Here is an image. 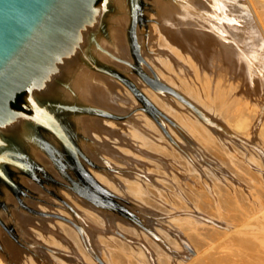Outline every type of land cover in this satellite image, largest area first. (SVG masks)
Segmentation results:
<instances>
[{
    "label": "bare ground",
    "instance_id": "obj_1",
    "mask_svg": "<svg viewBox=\"0 0 264 264\" xmlns=\"http://www.w3.org/2000/svg\"><path fill=\"white\" fill-rule=\"evenodd\" d=\"M107 7L110 12L98 10L95 21L82 30L75 50L32 90L33 104L48 111L60 126L64 141L75 146L76 151L48 132V125L24 116L0 128V139L7 141L0 145V155L22 164L0 166L4 173H0V217L12 220L19 232L35 244L42 242L58 249L61 241L68 239L70 244L80 246L81 236V242L103 257V251L110 252H106L101 234H115L130 244L134 254L145 255L149 263L156 264L159 256L154 249L159 247L153 245V240L169 250L190 251L182 241L177 245L181 226L176 225L182 223L178 220L192 213L200 215L202 221L208 214L201 205L210 204L206 195L212 193H203L214 190V183L208 180L212 185H206L205 177L204 184L214 189L202 191L205 199L201 202H208L201 207L192 206L189 192L179 186L188 183L190 170L196 166L200 178L206 174L209 177L205 173L206 168L211 170L205 165L210 155L205 149L208 145L217 147L224 160L230 159L242 170L240 174L235 169L244 176L238 182L240 175L238 179L236 172L225 169L222 159L219 162L220 158L211 156L217 175L227 177L225 180L235 189V184L242 185V200L252 204L247 207L242 200H235L232 205L236 207L230 211L234 213L235 208L238 214L230 213L231 223L224 213L220 220L215 217L220 229L213 237L221 238L225 232L229 241L234 231L236 237L244 235L248 242L240 235L237 241L240 245L242 241L247 245L251 242L256 249L250 246V252L255 249L263 254L260 262L258 252H252L254 256L250 257L255 259V253L259 257V263L253 264H264V0H108ZM134 7L139 9L135 18ZM95 180L127 201L138 217L132 222L112 210L102 200L106 191ZM230 189L224 197H230L232 202ZM214 194L218 200V193ZM219 198L223 200L221 195ZM228 200L220 205L223 209ZM65 208L72 226L60 220L67 216ZM214 211L217 214V208ZM190 219L184 220L187 223ZM196 226L194 231L202 233ZM175 237L177 242L172 240ZM0 238V263L22 264L23 250L1 227ZM211 244L195 251L207 250L209 256V246L213 245L212 253H218L216 245ZM237 246L240 254L244 253V245ZM216 257L212 264H217ZM76 258L75 253L71 259ZM109 258L108 264H115V260L118 263V259ZM206 258L210 264L211 258ZM233 259V264L240 260L235 256ZM249 260L252 261L248 258L243 264H252Z\"/></svg>",
    "mask_w": 264,
    "mask_h": 264
},
{
    "label": "water",
    "instance_id": "obj_2",
    "mask_svg": "<svg viewBox=\"0 0 264 264\" xmlns=\"http://www.w3.org/2000/svg\"><path fill=\"white\" fill-rule=\"evenodd\" d=\"M106 1L0 0V128L24 116L48 125V132L76 151L48 111L33 104L32 90L75 50L82 30L95 21L98 10L105 11ZM5 143L0 139V145ZM8 159L0 157V163Z\"/></svg>",
    "mask_w": 264,
    "mask_h": 264
},
{
    "label": "rangeland",
    "instance_id": "obj_3",
    "mask_svg": "<svg viewBox=\"0 0 264 264\" xmlns=\"http://www.w3.org/2000/svg\"><path fill=\"white\" fill-rule=\"evenodd\" d=\"M107 3H108V0L106 1V6H105V11H102L104 14H106V13H108V12H110V8H108L107 7ZM134 8H137L136 10H134L133 11V14H132V17L133 18H135L136 16H138V14H139V9H138V7H134ZM135 23L136 22H134L133 23V26H135ZM113 73V72H112ZM114 75H116V74H114ZM61 106V105H60ZM197 135V134H196ZM196 135H194V137L196 138V140H199V137H196ZM198 138V139H197ZM198 142H200L201 144H202V142H201V140L200 141H198ZM2 145V144H1ZM204 145H206V142L204 143ZM216 145H218V144H216ZM209 147V148H208ZM211 146H208L207 145V147L205 146V149H206V151H208L207 152V154L208 153H210V155L208 156L209 158L207 159V162H206V166L208 167V169L211 171H208V170H206L207 168H206V166H205V173H208L209 174V177L207 176V174H206V176H204V178H200L197 174H198V170L196 169L197 168V166L193 169L192 168V171L190 170V174H192L191 176L189 175V178H188V183L190 184V182H191V186H193V185H195V183H196V185L195 186H193V187H191L192 188V190H193V192H192V190H191V188L189 187V184L187 183V184H181V185H179L180 187H181V189L184 191V190H186V191H188L189 192V194L187 193V192H185V193H187V195H189L188 197L191 199L190 201L192 202H190L191 204H192V206L194 205V206H196L197 204V206L198 207H201L202 206V210L205 212V213H208V214H210L211 212H213L214 210H216V208H217V211L218 210H220V209H222V210H220V211H218L217 212V214H216V211H214V213H213V216L210 214V216L208 215V214H205L206 216H204L203 217V220L201 221V219L202 218H200L201 216L200 215H197V214H194V216L195 217H197L196 219L197 220H199V221H197L195 218H194V216H193V214H192V216H191V214H190V217H188V216H186V217H184V216H180V219L178 220V222L179 221H182V225L180 224V223H178V225H176L177 227L178 226H181V227H179V230H180V232H184L185 231V229H186V226L185 225H187V227H189L188 226V224H194V223H201L202 225H206V223H208L206 226H202V225H199L198 223V226H196V225H191L190 227H189V229H192V230H190L189 231V229H188V231H185L183 234L182 233H180L179 232V234H177L178 236V238L177 239H179V241L177 242V240H176V237H175V239L174 238H172V240H174V242H177V245H180V242L182 241V242H184V243H186L187 244V246H188V248L190 249V251L188 250V249H186V251L187 252H185L184 250L182 251V253H180V252H176V250H173V249H167V247H165V246H163L162 244H160V243H158V242H155V240H153V245H156V247H159V250L158 251H160L161 253H159V252H157V250H156V248L154 249V252H156V253H158L157 255L159 256V258L157 257V262H156V264H200L199 262H202L201 264H203L204 263V261H206V263L205 264H209V262L207 263V258L206 257H209L208 259H210L211 261H210V264H212V262H213V257H216V258H218V257H220V255H221V257H220V260L221 259H223V261L221 260V262L219 261V258L218 259H216V258H214L215 259V261L217 262V264L219 263H226L227 262V264L229 263L228 261H231L230 263L231 264H233V263H235L233 260V257L235 256V259L237 260H239L240 261V264H243V262L247 259L248 260V258H251V262H250V260L248 261V263L250 262V263H254V262H256V263H259L258 261L260 260V262H262V257H260V255L261 256H263V254L262 253H260L259 251H256L255 249V247H254V245L251 243V242H249L248 243V245H247V243H245V241H242L241 243V245H240V242H238L237 241V239L239 238L238 236L240 235V238H242V240L244 239V235L241 237V234H238V233H236V234H238L237 235V237L235 236V231L234 232H232V233H230L231 235V239H233V238H235V239H233V244H234V242H235V240H236V242H235V244L234 245H231L232 244V242H231V239H229V241H228V236H226V233L225 232H223L222 233V235L223 236H221V238L218 236V238H215V237H213V235L215 236V232H217L218 233V230L220 229V227L218 226L219 224H218V222H216V221H218L217 219H219L220 220V218H219V216L221 215H223V213H224V218L225 219H227V221L228 222H233L232 221V218L231 217H233V215H237L238 213V210H235V208H234V213H231L232 211H230V209L231 210H233V207L235 206V205H232V204H234L233 202H235V200H238V201H241L242 200V196H244L243 195V191H244V187H242V185H240V184H235V186L236 185H238V186H236V188L237 189H235V187H234V191H232V189H233V187H231V183H229V182H227L228 180H227V177L225 178V179H222V178H220L218 175H217V173L213 170V167H212V164L210 163L211 161V159L212 158H214V156H215V158L214 159H217L218 160V158H220L218 161L219 162H221L222 161V163L223 164H225V169L227 170V171H229V170H231V171H229V172H232V170H233V172H236V170H238V171H241V173L240 172H236V176L238 177V179H239V175L240 174H243L242 173V170H239V168H236V166L234 165V164H232L231 163V161H229L230 159H225L224 160V158L221 156V154L220 153H218V149H217V147H211ZM8 148H10V147H8ZM216 148V150H214ZM213 149V150H212ZM211 151V152H210ZM212 151H213V155H211L212 154ZM9 153H11V151H8ZM8 152H6V153H8ZM219 154V156H221V157H219L218 156V154ZM216 155H217V157H216ZM211 156H212V158H211ZM0 157H8V156H2V155H0ZM9 158V157H8ZM213 159V160H214ZM222 159V160H221ZM209 160V161H208ZM221 160V161H220ZM227 160V162L226 163H224L225 161ZM14 161V160H13ZM13 161L11 160V159H8V160H5V161H2L1 163H0V166L2 165V164H6V163H13ZM15 162V161H14ZM230 163H231V165H230ZM195 164V163H194ZM208 164V165H207ZM222 164V165H223ZM227 164H229L230 166L228 167V165ZM196 165V164H195ZM232 166H234V167H232ZM226 167H228V168H226ZM230 167H232V168H230ZM1 168V167H0ZM234 168V169H233ZM236 169V170H235ZM1 170V169H0ZM193 170H196L197 172H194ZM193 172H194V174H193ZM232 172V173H233ZM89 173V172H88ZM211 173V174H210ZM215 175H217V176H215ZM238 173H240V174H238ZM89 176H91L92 177V175L89 173ZM210 176H213V177H210ZM242 176V177H241ZM198 177V178H197ZM205 177H206V179H205ZM216 177V178H215ZM244 176L243 175H240V179L238 180V182L240 181V180H242L241 178H243ZM209 178V179H208ZM218 178V179H217ZM221 179V182H220V179ZM204 179L206 180L205 181V184L207 185L209 182H208V180L209 181H211V183L213 184L214 183V185H212L211 183H209L210 185H212L213 187H215V189L214 188H211V187H208V186H206L205 184H204ZM211 179V180H210ZM202 182H201V181ZM219 180V181H218ZM192 181H194V183H193V185H192ZM197 181H198V183H200V185H202V186H198L199 184L197 183ZM217 181V182H216ZM95 183H96V185H98L99 187H101V189L102 190H105L106 191V193H107V196H105V197H103L102 198V200H103V202L104 203H106V204H108L109 206H111V209L112 210H114L116 213H118L120 216H122V217H124V218H126V219H128V220H130V221H134L135 220V218L136 217H138V215H137V212L136 211H133L132 210V207H131V205L127 202V201H125V200H123L117 193H115V192H113V191H111V190H109V189H107V188H105V187H102L101 185H100V183H98L96 180L94 181ZM218 182H220V183H218ZM225 182H227V183H224ZM229 183V184H228ZM208 184V185H209ZM218 184V186H216ZM219 184H221L222 185V187H221V185L219 186ZM232 184H234V183H232ZM184 185H188L187 187L186 186H184ZM206 186V187H208V188H204V186ZM209 185V186H210ZM226 185V186H225ZM182 186H183V188H185V189H183L182 188ZM225 186V187H224ZM219 187H221V190H220V188ZM228 189H230L229 191H231L232 192V194H233V197L230 199V200H232V202L231 201H229L228 200V198H230V197H224V194L226 195V191L228 190ZM242 187V188H241ZM249 187H251V186H249ZM194 188H196V189H194ZM198 188L200 189V191L201 192H199V190H198ZM203 188V189H202ZM214 189V190H212L211 191V189ZM218 188V189H217ZM244 188V189H243ZM188 189V190H187ZM206 189H208V190H206V191H211V192H205V190ZM216 189H217V192H216ZM194 190H195V193H198V194H196L195 195V193H194ZM241 190H243V191H241ZM197 191V192H196ZM205 192V193H203V192ZM214 191V192H213ZM224 192V193H219V192ZM237 192V194H235L236 192ZM230 192V193H231ZM242 193V194H239V193ZM202 193L204 194V195H206V194H211L212 193V195L211 196H214V199H215V194L213 195V193H218V195L216 196V198L218 197V200L217 199H215V201H214V199L210 196V195H206V198H207V200L209 201V205H207V206H203V205H201V206H199L200 204H205V203H202L201 201L202 200H204L205 199V197H204V195H202ZM245 193V192H244ZM190 194L192 195V196H190ZM221 195V198L223 199V200H221L219 197H220V195ZM232 194H231V196H232ZM195 195V196H194ZM198 195V196H197ZM200 195V196H199ZM236 195V196H235ZM238 195V196H237ZM241 195V196H240ZM201 196H203V198L201 197ZM208 196H210V197H208ZM227 196V195H226ZM229 196V195H228ZM195 198L194 199V201L196 202V204H195V202L193 203V198ZM234 197H236V198H234ZM237 197H241V198H238L237 199ZM201 198V199H200ZM208 198H210V199H208ZM234 198V199H233ZM245 198V197H244ZM196 199H198V201L200 202H198ZM219 199H220V201H221V203H219L218 205L220 206V205H222V204H224L223 202L224 201H226V200H228L227 201V203H226V205L227 206H225V209H226V211H228L229 213H227L226 211H225V209H223L224 207H222V206H217V203L218 202H220L219 201ZM240 199V200H239ZM211 200H213V202L211 201ZM206 201V200H205ZM205 201H203V202H205ZM208 201H206V204H207V202ZM216 201H218V202H216ZM97 202V201H96ZM198 202V203H197ZM229 202H231V203H229ZM247 203H245V200L243 201H241V203H245L246 204V206L247 207H249V203L251 204V202H249V201H246ZM98 203H102L101 201H98ZM213 203H216V204H213ZM205 204V205H206ZM211 204H213V205H211ZM230 204V205H229ZM236 204V203H235ZM254 204V203H253ZM98 205V204H97ZM215 205V206H214ZM64 206L65 207H67L68 206V204H64ZM210 206H212V208L210 207ZM215 208H214V207ZM233 206V207H232ZM252 206V204L250 205V207ZM206 207H209L210 208V210L211 209H214V210H211V212H210V210H209V208H207V212H206ZM228 207H230V208H228ZM236 207V206H235ZM220 208V209H219ZM225 212H224V211ZM235 211H237V212H235ZM192 212V211H191ZM218 213H222V214H218ZM227 213V215H225ZM233 214V215H231V214ZM236 213V214H235ZM69 211L65 208V215H67V216H65V217H62V218H60V220H62L66 225H69V226H72L71 225V223H70V219L68 220L66 217H70L69 216ZM230 214V215H229ZM208 215V216H207ZM229 215V216H228ZM200 216V217H199ZM222 216V217H223ZM226 216H228L227 218H226ZM215 217H217V219L215 218ZM55 219H59V218H57V217H54ZM183 218V219H182ZM192 220H191V219ZM208 218H210V219H208ZM212 218V219H211ZM214 218V219H213ZM229 218V219H228ZM184 219H190V221L188 220L187 221V223H186V221L184 220ZM194 219V220H193ZM224 219V220H225ZM231 219V220H230ZM205 220V222H203ZM216 220V221H215ZM196 221V222H195ZM209 221H210V223H211V225H210V223H209ZM213 221V222H212ZM214 221H215V225H213L214 224ZM222 221V220H221ZM177 222V221H176ZM185 224H184V223ZM188 222H190V223H188ZM203 223H205V224H203ZM184 225V226H183ZM210 225V226H209ZM215 227V228H213V226ZM197 227V229H200L201 228V230H203V231H201V230H199L200 232H202V233H196V231H194V230H196V228H194V227ZM207 226H208V228H207ZM212 226V227H211ZM0 227L3 229V231L8 235V236H10L13 240H14V242L17 244V245H19V247H21V249L23 250V257L25 258V259H23V261H22V264H63V263H65V261H71V262H73L74 264H108V263H110L109 261H107L106 259H110L109 257H112V258H114V260H115V258L116 259H118V263H117V260H115L116 262H115V264H152L151 262L149 263V261H148V259H147V256L145 257V255H141V256H139V255H136V254H134V251L132 250V248H131V246H130V244L129 243H127L126 241H122V240H120L119 239V237L117 236V235H115V234H111V235H104V234H101V238L103 239V243H105L107 246V251L106 252H110V253H105L104 251H103V254H104V257L98 252V254H100V255H96V253H94L91 249H89L85 244H84V242L82 241L81 242V236H80V246H75L74 244L72 245V244H70V240H65V241H61L62 243H61V245H60V248H58L57 249V247L56 246H51V248L47 245V244H45V243H42V242H39L38 244H35L34 243V241H32V240H30L29 239V237H26V236H24V235H22L20 232H19V229H18V227L16 226V225H14V222L12 221V220H9V219H3V218H1L0 217ZM183 227V228H182ZM200 227V228H199ZM219 227V229H217ZM94 228V227H93ZM202 228H204V229H207V230H209V231H207V230H204V229H202ZM217 230V231H215V230ZM187 230V229H186ZM213 230V231H212ZM40 231V230H39ZM194 231V232H193ZM198 230H197V232H199ZM205 231V232H204ZM189 232H190V234H189ZM207 232V233H206ZM213 232H214V234H213ZM198 235L197 237L196 236H193V235H196V234ZM204 233H206L208 236H209V238H208V236L206 235V234H204ZM216 233V234H217ZM185 234V235H184ZM180 235H183V237L181 236L180 237ZM226 237H225V236ZM234 235V236H233ZM139 236V238H142V235H138ZM170 236H172V235H170ZM185 236V237H184ZM193 236V237H192ZM200 236H202V237H200ZM206 236V237H205ZM211 236H212V240H210V238H211ZM189 238V239H187V238ZM197 239H196V238ZM198 237H199V239H198ZM171 238V237H170ZM184 238H186L187 239V242H185V240L186 239H184ZM192 238H193V240H192ZM200 238H203L204 239V241H205V243H204V241H203V239H202V241H203V243H202V241L200 240ZM215 238V239H214ZM226 238V240H223V239H225ZM240 238L238 239L239 241H240ZM246 238V237H245ZM38 239H40V238H38ZM195 239V240H194ZM207 239V240H206ZM216 239H220V240H218V241H220L221 243L222 242H224V241H226V244H227V247L225 246V242L224 243H220L219 244V242L216 240ZM190 240V241H189ZM199 240V241H198ZM208 240H209V242H208ZM216 240V241H215ZM195 241H197V242H195ZM213 241H214V243H213ZM246 241L248 242V240H247V238H246ZM125 242L127 243V244H125ZM182 242H181V245H182ZM201 242V243H200ZM206 242H207V244L209 243V245L212 243V244H214V246H215V248L217 247V249H216V251H218V253L217 252H214V253H212L213 251H215V250H213V251H211V249H212V246L210 247L209 246V254L210 255H212V257L209 255L208 256V251H207V253H206V251L205 250H203L202 251V253H204V254H202L201 252H198L197 250H199V251H201L202 249H207L206 248V246H207V244H206ZM230 244V245H228V243ZM244 242V243H243ZM197 243H199V244H197ZM219 244V246L221 247V248H218V244ZM238 243H239V247L241 246V248L243 247L242 245H244V248H246V247H248V249H249V251L247 250V248H246V250L243 248V251L242 252H244L245 254L246 253H248L247 254V256H248V258H246V255L244 254V253H241L240 254V251H238L237 250V248H238ZM185 244V245H186ZM191 246H190V245ZM202 245L201 246V248H200V246L199 245ZM204 244V245H203ZM206 244V245H205ZM237 244V245H236ZM160 246H162V247H160ZM222 246H224V249H225V247L228 249L229 247L228 246H230V248H229V250H227V249H223V247ZM234 246V247H233ZM236 246V247H235ZM250 246H252V247H254L255 249H253L254 251H252V252H258V255H259V257H260V259H259V257L257 256V254L255 253V257L257 258H255L254 259V253H252V252H250L251 251V248L252 247H250ZM0 247H2V243H1V238H0ZM191 247V248H190ZM231 247H232V249H231ZM165 248V250H163ZM195 248H197V252L195 251ZM233 248L234 249H236V250H234V251H236V252H238L240 255L238 256V255H236V254H238V253H236L235 254V252L234 251H231V250H233ZM240 248V250H242ZM222 249L223 251H225L224 252V254H223V251L222 252H220V250ZM231 249V250H230ZM156 250V251H155ZM167 250V251H166ZM226 250L227 251H230V253H232V252H234V253H232V254H234V256H232L230 253L229 254H227L228 252H226ZM169 251V252H168ZM246 251V252H245ZM60 252H62L63 254H59ZM136 252V251H135ZM166 252V253H165ZM219 252H220V254H219ZM250 252V253H249ZM75 253L77 254V258L75 259V260H72L71 259V257L73 256V255H75ZM169 254L168 256H165V255H162V254ZM187 253V254H186ZM200 255H199V254ZM212 253V254H211ZM217 253V254H216ZM223 255H225V254H227V255H229V256H222V254ZM1 254V253H0ZM159 254H161V255H159ZM207 254V255H206ZM213 254H215V256H213ZM244 254V255H243ZM69 255H72V256H69ZM156 255V256H157ZM204 255H206V257L204 256ZM251 255H253L252 257H250ZM160 256H163V258L165 257V259L163 260L162 258H160ZM200 256L202 257V256H204V258H200ZM231 256V257H230ZM236 256L237 257H239V258H236ZM245 257L244 259H243V257ZM197 258H200V259H198L197 260ZM206 258V260H204ZM225 258V259H224ZM227 258V259H226ZM255 260H253V259ZM161 261H160V260ZM195 259H196V261H195ZM231 259H233V260H231ZM259 259V260H258ZM263 259H264V257H263ZM200 260H204V261H200ZM218 260V261H217ZM235 260V261H236ZM237 260V261H238ZM246 260V261H247ZM257 260V261H256ZM195 261V262H194ZM209 261V260H208ZM239 261L236 263V264H239ZM245 261V262H246ZM244 262V263H245ZM73 263H71V264H73ZM214 263V262H213ZM229 263V264H230ZM0 264H9L8 262H6V261H3V262H1ZM247 264V263H246ZM260 264H262V263H260Z\"/></svg>",
    "mask_w": 264,
    "mask_h": 264
},
{
    "label": "flooded vegetation",
    "instance_id": "obj_4",
    "mask_svg": "<svg viewBox=\"0 0 264 264\" xmlns=\"http://www.w3.org/2000/svg\"><path fill=\"white\" fill-rule=\"evenodd\" d=\"M21 94H19L18 95V97L20 96ZM18 97H17V99H18ZM17 99H16V101L13 103V105L16 107L17 106ZM19 108V107H18Z\"/></svg>",
    "mask_w": 264,
    "mask_h": 264
}]
</instances>
